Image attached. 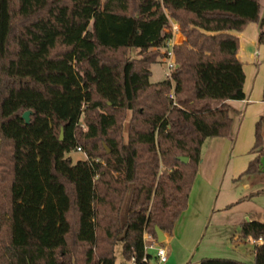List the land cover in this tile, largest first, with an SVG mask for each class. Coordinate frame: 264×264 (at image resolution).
<instances>
[{"label":"trees","instance_id":"trees-1","mask_svg":"<svg viewBox=\"0 0 264 264\" xmlns=\"http://www.w3.org/2000/svg\"><path fill=\"white\" fill-rule=\"evenodd\" d=\"M172 22L185 40L150 82ZM250 23L264 43L262 0H0V264H117L118 245L122 264H154L144 233H173L205 140L233 133L229 102L246 98L234 32ZM251 152L243 174H260V121ZM240 237L262 241L264 264V221Z\"/></svg>","mask_w":264,"mask_h":264},{"label":"rangeland","instance_id":"rangeland-1","mask_svg":"<svg viewBox=\"0 0 264 264\" xmlns=\"http://www.w3.org/2000/svg\"><path fill=\"white\" fill-rule=\"evenodd\" d=\"M262 3L264 4V0ZM131 55L137 56L138 51L133 50ZM262 58L261 56L260 61ZM262 62V71L256 84L264 89V61ZM248 66L252 67V75L248 77L250 85L261 65ZM168 75L166 58H159L151 65L150 82L162 81ZM258 98L263 100V96L254 93L250 104H242L244 112L234 141H228V137H210L205 140L188 207L173 230L175 237L162 244L167 249L169 259L166 263H160L154 258V264H198L205 257L254 263V244L240 235L244 221H264V192L255 194L264 190V155L259 157L262 173L243 174L257 156L251 149L256 142L258 121L264 142V108L257 113V109L262 107ZM125 124L127 126V120ZM81 126L85 128L83 117ZM69 155L74 162L87 158L84 149ZM240 169L244 171L234 179V174ZM239 200L241 201L237 203ZM182 240L189 243L187 247H184ZM150 254L155 256V250H151ZM122 263L121 246L118 245L117 264Z\"/></svg>","mask_w":264,"mask_h":264},{"label":"crops","instance_id":"crops-1","mask_svg":"<svg viewBox=\"0 0 264 264\" xmlns=\"http://www.w3.org/2000/svg\"><path fill=\"white\" fill-rule=\"evenodd\" d=\"M173 23H175V22H173ZM175 24H177V23H175ZM260 30H261L260 24L250 23L244 31L234 32L239 37V40H240V46H239V49H238L236 55H237L238 59L241 60L244 64V71L246 74L244 90L246 93V98L243 100H232L229 102L231 107H232V115L234 117V128H233L232 135L230 137H228L229 138L228 141H230V140L234 141L236 139V136L238 134L240 124L242 121V114L244 112V110H243L244 108L242 107V104L243 105L244 104L247 105L248 103L250 104L251 97L254 93L256 95L261 96V97L263 96V100H259V98H258V101L260 102L262 107L260 109H257V113L259 114L260 111L264 108V89L261 85L256 84L258 82L259 74L262 71V64H263L262 61H264V43L259 42ZM184 40H185V37L182 35V33L180 31L175 33L174 44H181ZM261 56L263 58L260 61ZM249 64L250 65L251 64L261 65L259 70H257L258 73L255 75V77H254L255 79L252 81V83L250 85L248 82V79H249L248 77H250L252 75V67L251 66L249 67L248 66ZM243 171H244L243 169L238 170L234 174V179L238 178V176ZM183 213L181 214V216L183 215ZM165 235H166V240H168V239L172 240L175 237L174 234L165 233ZM250 241H252V243L254 245L260 244L262 242V241L254 242L253 239ZM186 242H187L186 240L183 241L184 247H187V245L189 244V243L187 244ZM153 257H155V256L153 255ZM168 259H169V256H168ZM166 262H164V263H166Z\"/></svg>","mask_w":264,"mask_h":264},{"label":"built area","instance_id":"built-area-1","mask_svg":"<svg viewBox=\"0 0 264 264\" xmlns=\"http://www.w3.org/2000/svg\"><path fill=\"white\" fill-rule=\"evenodd\" d=\"M179 31H180L179 26L172 22V27H171L172 37L167 42V51H166V60H167V67H168L169 73L175 66L174 51H173L174 35L176 32H179ZM169 96L173 99L175 98L173 90L169 93ZM78 150H81V148H78ZM253 241L257 242L261 240H253ZM151 250H155V258L160 263H164L168 260L167 249L162 244L158 243L157 239H154L149 233L145 232L144 233V258H143L144 261H147V254H149ZM131 264H135L134 258H132Z\"/></svg>","mask_w":264,"mask_h":264},{"label":"water","instance_id":"water-1","mask_svg":"<svg viewBox=\"0 0 264 264\" xmlns=\"http://www.w3.org/2000/svg\"><path fill=\"white\" fill-rule=\"evenodd\" d=\"M30 116H31V111H26L23 114V118L25 119V121L27 123L30 121V118H31ZM62 138H63V133H61V139ZM179 159L181 161H183L184 163L188 162V158L187 157L180 156ZM155 230H156V234H157L158 243H160V244L163 243L166 240V235H165L164 231H162L158 226H156Z\"/></svg>","mask_w":264,"mask_h":264}]
</instances>
